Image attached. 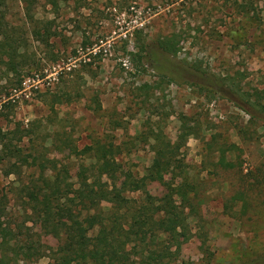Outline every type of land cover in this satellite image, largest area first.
I'll use <instances>...</instances> for the list:
<instances>
[{"label": "rangeland", "instance_id": "374dc122", "mask_svg": "<svg viewBox=\"0 0 264 264\" xmlns=\"http://www.w3.org/2000/svg\"><path fill=\"white\" fill-rule=\"evenodd\" d=\"M1 1L0 31L26 28L31 5L51 37L45 45L27 33L18 74L0 60V128L34 122L79 148L111 141L132 179L146 174L153 137L162 134L181 145V155L170 162L165 184L148 185L145 197L184 181L198 188L189 231L177 237L176 264H264V112L257 105H264V0H255L254 19L243 16L242 0ZM173 37L177 55L161 47ZM61 92L70 100L51 108ZM46 144L72 176L91 162ZM222 144L240 147L228 152L234 169L218 164ZM15 179L0 175V191L17 208ZM239 192L248 195L246 208ZM42 241L58 243L52 236ZM21 264L55 262L44 256Z\"/></svg>", "mask_w": 264, "mask_h": 264}, {"label": "trees", "instance_id": "16d2710c", "mask_svg": "<svg viewBox=\"0 0 264 264\" xmlns=\"http://www.w3.org/2000/svg\"><path fill=\"white\" fill-rule=\"evenodd\" d=\"M50 3L58 5L59 0ZM255 4V0H242L243 16L256 18ZM24 17L26 28L17 33L0 31V60L15 74L19 72L16 60L28 46L27 33L41 44H50V32L43 28L31 5H26ZM5 18L0 11V29ZM178 45L174 37L161 42L164 51L175 55L181 49ZM259 94L263 98L264 93ZM68 96L67 92L57 93L48 104L54 108L69 101ZM257 105L264 112V105ZM34 124L19 122L13 129L0 128V175H16L10 192L22 213L21 219L15 218L17 208L10 206L9 193L0 191V264H21L44 256L55 264H176L180 249L175 246L177 237L189 231L188 215L198 209L197 185L185 181L168 185L152 199L145 193L152 183L165 184L169 164L181 155V145L162 134L154 135L153 163L144 176L132 179L126 177L113 142L96 141L79 148L59 131L51 134ZM48 141L59 152L91 162L81 163L72 176L68 163L51 157ZM233 149L240 147L221 145L219 165L236 167L228 160ZM129 188L141 191L140 195H129ZM237 197L246 208L248 195L239 192ZM43 236H52L58 243L47 244Z\"/></svg>", "mask_w": 264, "mask_h": 264}]
</instances>
